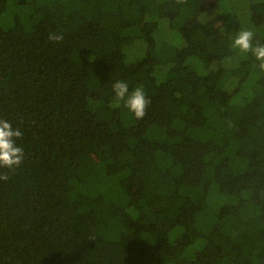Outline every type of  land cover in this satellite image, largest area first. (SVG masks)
Listing matches in <instances>:
<instances>
[{
    "label": "trees",
    "instance_id": "obj_1",
    "mask_svg": "<svg viewBox=\"0 0 264 264\" xmlns=\"http://www.w3.org/2000/svg\"><path fill=\"white\" fill-rule=\"evenodd\" d=\"M240 29L264 41V0H0L26 156L0 181V264H264V72Z\"/></svg>",
    "mask_w": 264,
    "mask_h": 264
},
{
    "label": "clouds",
    "instance_id": "obj_2",
    "mask_svg": "<svg viewBox=\"0 0 264 264\" xmlns=\"http://www.w3.org/2000/svg\"><path fill=\"white\" fill-rule=\"evenodd\" d=\"M230 47L238 54L251 56L254 58V67L264 72V41L256 37L253 30L240 29L235 34H229ZM48 41L60 43L64 40V34L60 31H49ZM113 92L118 102H123V106L133 114L135 119L141 120L146 115V110L151 101L147 98L142 85H138L131 92L125 81H117L113 84ZM23 138V133L19 127H13L7 119L0 118V169L7 171L0 172V181H8L10 172L20 168L26 156L22 146L17 141Z\"/></svg>",
    "mask_w": 264,
    "mask_h": 264
},
{
    "label": "rangeland",
    "instance_id": "obj_3",
    "mask_svg": "<svg viewBox=\"0 0 264 264\" xmlns=\"http://www.w3.org/2000/svg\"><path fill=\"white\" fill-rule=\"evenodd\" d=\"M134 163L136 164V166L140 164H144V162H142V160L137 155L136 157H134Z\"/></svg>",
    "mask_w": 264,
    "mask_h": 264
}]
</instances>
